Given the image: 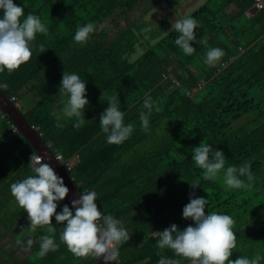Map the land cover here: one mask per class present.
<instances>
[{
    "label": "trees",
    "instance_id": "1",
    "mask_svg": "<svg viewBox=\"0 0 264 264\" xmlns=\"http://www.w3.org/2000/svg\"><path fill=\"white\" fill-rule=\"evenodd\" d=\"M161 1L13 0L24 8L21 20L36 15L48 34L37 33L30 61L10 74L0 72V87L17 107V100L24 102L18 109L54 154L70 164L66 171L80 194L95 191L98 209L123 222L130 240L120 245L116 264H158L162 256L189 264L171 249H160L157 241L159 232L172 224L180 230L193 224L182 216L193 193L207 199L206 214L234 219L236 247L230 259L258 255L264 264V0L262 8L255 6L256 0H206L195 7L186 16L198 24L191 56L175 44L180 34L168 28L167 21L144 20ZM88 23L95 31L81 45L74 35ZM113 23L117 29L111 34ZM147 25L149 36L141 30ZM41 44L46 51L39 54ZM136 47L142 53L130 60ZM211 48L225 53L214 67L204 62ZM64 72L78 74L86 83L89 104L79 129L73 126L76 117L57 116L54 100ZM109 96L118 97L124 124L133 128L119 145L108 144L100 128ZM146 97L154 102L151 112L143 107ZM141 111L148 117V131L139 119ZM201 143L224 153L225 168L250 163L253 180L240 178L252 187L228 188L224 170L216 180H204L203 170L192 160V149ZM33 153L0 111V224L15 199L10 185L34 175L29 166ZM196 182L199 187L193 189L190 184ZM57 204V214L65 204L71 208L67 198ZM26 220L27 232L28 216ZM52 224L54 233L48 232L51 226L32 230L28 264H99L92 257H75L60 239L64 226L55 215ZM44 235L51 236L57 248L41 258ZM5 259L0 258V264H6Z\"/></svg>",
    "mask_w": 264,
    "mask_h": 264
},
{
    "label": "clouds",
    "instance_id": "2",
    "mask_svg": "<svg viewBox=\"0 0 264 264\" xmlns=\"http://www.w3.org/2000/svg\"><path fill=\"white\" fill-rule=\"evenodd\" d=\"M0 11L3 12L0 18V72L7 70L10 74L30 61L31 43L35 41L37 33L47 35L48 29L32 13L21 20L24 16V8L14 4L13 0H0ZM196 28H198L197 21L192 17L177 20L172 24V29L180 34L175 44L185 55L191 56L195 52L191 42H197L194 33ZM94 31L95 26L92 23L79 27L74 35L75 42L83 45ZM202 42L206 43V41ZM45 51L44 45L41 44L38 53ZM224 54L220 48H211L207 51L204 62L209 67H214ZM59 92L61 96L68 97L63 107L64 115L77 118L73 125L76 129L83 127L85 123L83 113L89 104L86 99V83L78 74L64 72ZM118 102L117 96L107 97L109 106L100 116V128L106 134L108 144L123 143L133 131L131 124H124L125 113L118 109ZM153 106L151 97H146L143 107L151 112ZM139 119L144 130L148 131L149 121L145 112H140ZM192 153V160L203 170L204 180L214 181L224 170V184L228 188L252 187L251 183H245L240 178L253 180L250 163L242 164L238 168L235 166L225 168L224 153L204 143L194 147ZM29 166L34 175L10 185L11 195L19 207L27 213L29 227L35 231L37 228L51 226L52 217L55 215L57 224L64 226L60 239L75 257L83 259L92 257L96 260L102 257L104 264L117 262L120 255L119 247L130 240V235L121 220L106 215L98 209L97 193L95 191L81 193L79 199L72 201L71 208L65 204L62 212L57 214V202L64 200L69 192L63 178L59 177L48 163H44L40 155L33 153ZM190 185L195 189L199 187V182ZM207 203V199L196 197L193 193L182 212L183 218L191 220L193 224H189L183 230L172 224L159 232L158 247L171 249L177 257L190 261V264H260L261 257L258 255L251 260L239 257L235 260L230 259L236 247V234L232 230L235 221L228 214L216 212L206 214ZM55 230L54 226L48 227V232L54 233ZM16 243L23 245L20 239H17ZM33 243V240L28 239V248ZM56 248L54 239L44 235L41 237L38 256L42 258ZM158 264H179V261L162 256Z\"/></svg>",
    "mask_w": 264,
    "mask_h": 264
},
{
    "label": "water",
    "instance_id": "3",
    "mask_svg": "<svg viewBox=\"0 0 264 264\" xmlns=\"http://www.w3.org/2000/svg\"><path fill=\"white\" fill-rule=\"evenodd\" d=\"M0 111L7 115L15 127V129L21 133L26 140L34 148L37 155L43 157V162L48 163L54 170V172L64 180L65 186L69 189L66 196L68 203L72 207V201L79 199L80 192L76 185L73 183L72 178L65 170L62 162L55 157L53 150L43 141L40 133L35 127L27 121L22 112L13 102L2 92L0 87ZM73 211H75L73 209ZM99 264H104L103 258L97 260ZM109 264H116V262H109Z\"/></svg>",
    "mask_w": 264,
    "mask_h": 264
},
{
    "label": "crops",
    "instance_id": "4",
    "mask_svg": "<svg viewBox=\"0 0 264 264\" xmlns=\"http://www.w3.org/2000/svg\"><path fill=\"white\" fill-rule=\"evenodd\" d=\"M171 2L176 3V0H172L170 1V3ZM23 103L24 102L17 100L18 107L22 106ZM58 105L59 104L56 103L57 108ZM62 109L63 105L59 107V111H61ZM11 206L6 207V209L4 210V220L0 224V244L2 246V250L4 251L0 252V258H2L3 260L6 258V264H28L27 258L30 257L33 251V245L28 248L27 240H33L31 238L32 235L29 234L32 233V229L29 227L27 229V232L23 231V228H25L26 223L25 220L23 223L21 222V220H23V217L26 219L27 214L22 212V208H20L19 205L18 207H16L15 199H13V201L11 202ZM16 230H20L19 236L22 235L25 239L21 240L19 237L13 238V236H15L17 233ZM17 239H20L23 242V245H18L16 243Z\"/></svg>",
    "mask_w": 264,
    "mask_h": 264
},
{
    "label": "rangeland",
    "instance_id": "5",
    "mask_svg": "<svg viewBox=\"0 0 264 264\" xmlns=\"http://www.w3.org/2000/svg\"><path fill=\"white\" fill-rule=\"evenodd\" d=\"M170 1H172V0L161 1L155 8H153L152 10L148 11L145 14V16H144L145 19L144 20L149 22V23H151V24H157L158 19H162V20L167 21V24H166L167 27L171 28L172 24H174L177 20H181L182 18L188 16L190 14V12L195 7H197L198 5L202 4L206 0H176V3H173V2L170 3ZM123 23L124 22H123L122 19H119L117 21L118 26H122ZM149 27L150 26L147 25L141 30L148 33L147 29ZM116 29H117L116 23H113L110 26V33L114 34ZM148 36H149V33H148ZM144 38H147V34L144 35ZM142 40H144V39L142 38ZM141 53H142L141 48L140 47H136L135 52L132 54V57L134 56V58H131L130 60H134ZM67 99H68L67 96H61V93H60L59 95H57L56 100H54V99L53 100L57 104H59L58 105V108H59V107H61V105H63V107H64V104L66 103ZM62 115H64L63 109L61 111H59L57 116H62ZM16 207H18L17 202H16ZM24 220H25V223H27V220L24 217H23V220H21V222L23 223ZM16 232L17 233H16L15 236H13V238L19 237L21 240L25 239L24 236H22V235L19 236L20 235V233H19L20 230H16ZM29 234L32 235V233H29ZM189 264H190V262H189Z\"/></svg>",
    "mask_w": 264,
    "mask_h": 264
},
{
    "label": "built area",
    "instance_id": "6",
    "mask_svg": "<svg viewBox=\"0 0 264 264\" xmlns=\"http://www.w3.org/2000/svg\"><path fill=\"white\" fill-rule=\"evenodd\" d=\"M255 6H256L257 8H262V3H261V1H260V0H256ZM55 157H56L58 160H60V161L62 162V164H63L65 170H69V169H70V164H69L68 162H66V161L63 162V159H62V156H61L60 153H56V154H55Z\"/></svg>",
    "mask_w": 264,
    "mask_h": 264
}]
</instances>
